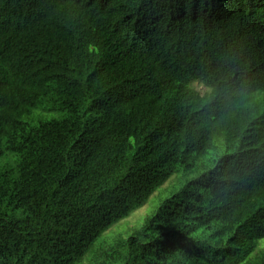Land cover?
I'll return each instance as SVG.
<instances>
[{
    "label": "trees",
    "instance_id": "trees-1",
    "mask_svg": "<svg viewBox=\"0 0 264 264\" xmlns=\"http://www.w3.org/2000/svg\"><path fill=\"white\" fill-rule=\"evenodd\" d=\"M7 155L0 264H264V0H0Z\"/></svg>",
    "mask_w": 264,
    "mask_h": 264
},
{
    "label": "rangeland",
    "instance_id": "rangeland-1",
    "mask_svg": "<svg viewBox=\"0 0 264 264\" xmlns=\"http://www.w3.org/2000/svg\"><path fill=\"white\" fill-rule=\"evenodd\" d=\"M192 86L200 93H204L206 91V88L200 82H195L192 84ZM8 158H15V157L11 155L5 156L4 158L0 160V165L5 164ZM173 178H177V177H173ZM173 178H171L161 189L158 190L157 193H155L149 198L146 206H144L140 210L135 211L134 214H132L126 220H124L123 222L118 224L116 227H114L108 234L112 236L113 234H116V233H124V231H127L128 229H131L133 227L140 225L144 217L150 214L152 210L157 206L158 201H159L158 198L164 193V191L165 193L162 197L167 195L166 191L170 193V191L172 192V190L174 191L178 189V186H176V188L174 189L175 184L171 186L173 183L172 181ZM259 249H260L259 251L264 249V241L260 243Z\"/></svg>",
    "mask_w": 264,
    "mask_h": 264
}]
</instances>
